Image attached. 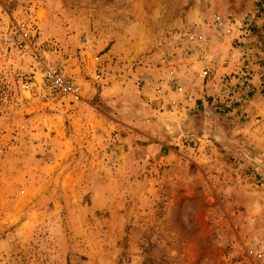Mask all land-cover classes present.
<instances>
[{"label":"rangeland","instance_id":"obj_1","mask_svg":"<svg viewBox=\"0 0 264 264\" xmlns=\"http://www.w3.org/2000/svg\"><path fill=\"white\" fill-rule=\"evenodd\" d=\"M262 2L0 0V21L32 12L83 84L76 103H45L17 91L0 55V264H239L246 247L264 251V82L236 113L169 111L133 73L88 74L93 53L133 63L180 27ZM87 125L117 136L116 163Z\"/></svg>","mask_w":264,"mask_h":264},{"label":"built area","instance_id":"obj_2","mask_svg":"<svg viewBox=\"0 0 264 264\" xmlns=\"http://www.w3.org/2000/svg\"><path fill=\"white\" fill-rule=\"evenodd\" d=\"M17 16L0 21V55L5 57V68L18 85L17 91L39 92L45 103L55 105L81 100V79L69 71L55 48L43 47L32 12L22 10ZM137 58L126 63L93 53L90 80L104 84L133 73L137 84L151 89L160 109L191 108L201 101L219 112L241 111L256 80L264 82V2L242 16L224 10L180 27L165 36L158 51ZM25 62L29 70L19 71L17 63ZM6 76L0 75V87L7 82ZM11 94L17 100L16 91ZM82 133L99 147L107 164L116 163L120 142L115 134L93 125H87ZM243 255L239 264H251V258L264 259V251L252 246L246 247Z\"/></svg>","mask_w":264,"mask_h":264},{"label":"trees","instance_id":"obj_3","mask_svg":"<svg viewBox=\"0 0 264 264\" xmlns=\"http://www.w3.org/2000/svg\"><path fill=\"white\" fill-rule=\"evenodd\" d=\"M216 112V111H215Z\"/></svg>","mask_w":264,"mask_h":264}]
</instances>
